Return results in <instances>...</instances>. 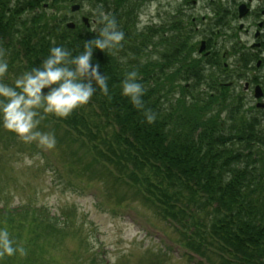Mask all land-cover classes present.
<instances>
[{"label": "trees", "instance_id": "obj_1", "mask_svg": "<svg viewBox=\"0 0 264 264\" xmlns=\"http://www.w3.org/2000/svg\"><path fill=\"white\" fill-rule=\"evenodd\" d=\"M75 2L81 7L88 2L97 12H110L125 32L122 48L93 51V61L108 78L111 99L97 90L87 111L81 106L67 118L48 114L42 120L61 130L69 145L93 153L83 168L90 170L102 159L105 165L98 166L106 176H114L115 182L124 183L126 178L139 184L134 194L155 215L180 227L177 232L185 248L211 261L208 247L215 246L218 264H264V129L239 118L232 105L225 110L221 101L219 104L209 95H193L191 100L185 95L175 100L170 96L166 68L172 48L178 45L172 44L167 23L138 31L133 7L124 0H0V49L6 53L9 72L19 75L39 66L48 55L51 39L73 55L83 50L96 33L82 23L73 29L66 27L68 4ZM59 3H64L63 13H58ZM48 8L55 12L47 14ZM159 45L169 52L163 55L166 61L154 65L135 60L147 48ZM132 69L145 86V108L156 114L152 124L120 95V81ZM71 153L80 164L81 158L73 156L75 151ZM7 185L0 183V189ZM41 211L19 206L12 214L0 209V217L10 222L9 227L5 225L8 231L14 224L33 222L44 233L64 234L65 220L60 225L49 212ZM13 235L19 245L20 236ZM14 260V255L2 256L0 264H14ZM15 262L23 264L19 258ZM161 262L152 257L148 264Z\"/></svg>", "mask_w": 264, "mask_h": 264}, {"label": "rangeland", "instance_id": "obj_2", "mask_svg": "<svg viewBox=\"0 0 264 264\" xmlns=\"http://www.w3.org/2000/svg\"><path fill=\"white\" fill-rule=\"evenodd\" d=\"M124 3L134 4L137 22L138 13L155 4L154 13L145 27L164 23L171 14L167 5L173 6L172 0H124ZM59 5L58 13H63L64 3ZM46 10L47 14L55 12L54 9ZM92 10L97 12L95 6L84 2L80 11L72 13L68 9L66 12L73 21H80L81 16L95 19ZM166 53L169 52L161 46L149 47L135 60L156 65L162 62ZM166 71L170 73L169 68ZM17 76L8 72L7 83L11 84ZM84 110H88L86 105ZM39 130L55 135L54 149L38 147L35 142L22 143L16 136H9L5 129L0 133L4 136L0 138V183H8L7 188L0 189L5 190L0 192V209L4 214H12L19 206L37 213L44 209L50 217L57 218L60 223L65 220L67 224L63 225L64 234L44 233L33 222L14 224V229L8 231L10 237L14 238L13 234L20 236L19 245L25 247L32 258L28 261L27 255L23 258L17 254L15 260L19 258L23 264H102L101 260L113 264L115 257V264H148L156 257L161 264H218L219 253L215 246H207L211 261H202L181 246L183 238L171 221L155 215L154 209L134 194L139 184L115 182L98 165L96 170L90 167L92 172L88 171L83 165L93 154L84 153L77 144L69 145L61 130H54L52 124L46 125L43 120ZM72 151L76 152L73 156L81 158L80 164L72 157ZM37 153L42 164L35 160L32 166L23 165V154L32 157ZM5 220L0 217V227L4 225L1 228L9 227L10 222Z\"/></svg>", "mask_w": 264, "mask_h": 264}, {"label": "clouds", "instance_id": "obj_3", "mask_svg": "<svg viewBox=\"0 0 264 264\" xmlns=\"http://www.w3.org/2000/svg\"><path fill=\"white\" fill-rule=\"evenodd\" d=\"M256 3L257 0H252L250 7L255 8ZM154 10L155 4H152L146 11L138 13V31L149 24ZM92 13L95 19L91 31L96 35L85 42L81 52L73 55L64 45L51 39L48 55L40 65L19 74L11 84L5 82L9 62L6 53L0 49V128L14 133L22 143L35 142L38 147L54 149L55 135L39 130L41 120L46 115L67 118L75 109L87 105L97 90L111 99L108 78L93 61V51L122 48L125 32L110 12L101 9L98 13L92 10ZM241 38L248 39L243 36ZM145 93V86L140 82L137 70L125 71L120 81V95L127 98L137 111H142L145 121L152 124L156 114L145 108ZM35 160L43 163L38 153L32 157L27 154L22 156L24 166H32ZM17 254L25 255V249L10 237L6 228H0V257ZM112 260L115 264L116 258Z\"/></svg>", "mask_w": 264, "mask_h": 264}, {"label": "flooded vegetation", "instance_id": "obj_4", "mask_svg": "<svg viewBox=\"0 0 264 264\" xmlns=\"http://www.w3.org/2000/svg\"><path fill=\"white\" fill-rule=\"evenodd\" d=\"M251 3L172 0V8L167 5L171 14L158 28L167 23L172 44L181 48H172L168 59L170 94H216L237 106L240 116L264 122V0L255 8Z\"/></svg>", "mask_w": 264, "mask_h": 264}, {"label": "water", "instance_id": "obj_5", "mask_svg": "<svg viewBox=\"0 0 264 264\" xmlns=\"http://www.w3.org/2000/svg\"><path fill=\"white\" fill-rule=\"evenodd\" d=\"M79 9V5H73V6H71V10L72 11H75V10H78ZM82 21L86 24V25H88V19L87 18H85V17H82ZM67 26L69 27V28H73L74 27V23H67Z\"/></svg>", "mask_w": 264, "mask_h": 264}]
</instances>
